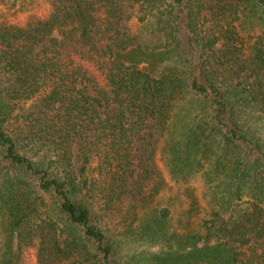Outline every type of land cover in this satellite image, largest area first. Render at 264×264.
Listing matches in <instances>:
<instances>
[{"label":"trees","instance_id":"trees-1","mask_svg":"<svg viewBox=\"0 0 264 264\" xmlns=\"http://www.w3.org/2000/svg\"><path fill=\"white\" fill-rule=\"evenodd\" d=\"M45 1L0 0V264H264V0Z\"/></svg>","mask_w":264,"mask_h":264},{"label":"rangeland","instance_id":"rangeland-1","mask_svg":"<svg viewBox=\"0 0 264 264\" xmlns=\"http://www.w3.org/2000/svg\"><path fill=\"white\" fill-rule=\"evenodd\" d=\"M32 1H34V0H32ZM40 1H42V5L36 9H34L33 12L37 16L43 17L47 13L49 5L47 4V1H45V0L44 1L40 0ZM35 6H37V5H35ZM27 15H28L27 12L18 11V10L11 11V10L6 9L4 6L0 5V16H6V18L10 21H13V22L24 21V19L26 18ZM133 27H135V26H133Z\"/></svg>","mask_w":264,"mask_h":264}]
</instances>
